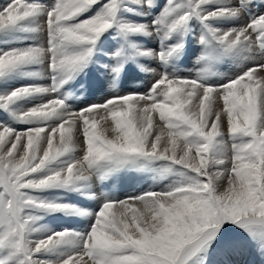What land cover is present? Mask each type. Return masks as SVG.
Listing matches in <instances>:
<instances>
[{
  "label": "snow or ice",
  "instance_id": "6c2138e0",
  "mask_svg": "<svg viewBox=\"0 0 264 264\" xmlns=\"http://www.w3.org/2000/svg\"><path fill=\"white\" fill-rule=\"evenodd\" d=\"M0 114V264H264V0H0Z\"/></svg>",
  "mask_w": 264,
  "mask_h": 264
},
{
  "label": "rangeland",
  "instance_id": "374dc122",
  "mask_svg": "<svg viewBox=\"0 0 264 264\" xmlns=\"http://www.w3.org/2000/svg\"><path fill=\"white\" fill-rule=\"evenodd\" d=\"M153 66H155V65H153ZM221 72H224L227 75H231L232 74L231 71H227V70L226 71H221ZM152 79L153 78L151 76L144 75L142 79H139V80H136V81L132 82V84L130 85V88H131V90L140 91V92L146 91L147 90V85H148L149 81H151ZM106 94H107L106 91L103 92V93H98L97 92V93H94L93 95H91L89 97V99L90 100H94L93 102H101L102 100L99 97L104 98ZM221 106H222V102H221ZM0 115H2V114H0ZM97 119H99V117H97ZM155 121H156V124L157 125L160 123L159 120H158V117L155 119ZM104 124L107 125V128H105V129H107L108 131H110V132L113 133L111 121L108 120L106 123L102 121L99 126L100 127H103ZM224 128H225L224 130L226 131V125H225ZM81 140H82V137H81ZM80 154H82V153H78V155H80ZM144 180L151 181V178L149 176L146 179L139 178V181L140 182H143ZM135 182H138V179H136ZM122 186H123V183L121 182V184H120L121 191L123 190ZM105 191H108V190H105ZM114 195H119V196H121V198H123L125 196L124 193L122 195V192L116 193ZM93 208H94V205H93ZM46 222L49 223V224H51L54 227L69 226V227H75V228H81V227L83 228L85 226V225L80 224V223H77L75 221L66 220V219H63V218L51 219V220H48ZM242 258H244V259H242L244 261H245V259H246V261L256 260L257 261V264H259V257L257 255H255L253 252H249L248 254H246L245 256H243Z\"/></svg>",
  "mask_w": 264,
  "mask_h": 264
},
{
  "label": "bare ground",
  "instance_id": "6f19581e",
  "mask_svg": "<svg viewBox=\"0 0 264 264\" xmlns=\"http://www.w3.org/2000/svg\"><path fill=\"white\" fill-rule=\"evenodd\" d=\"M154 124H156V121L154 120ZM157 125V124H156ZM159 125V124H158ZM226 125V124H225ZM103 127L104 128H107V125L106 124H104L103 125ZM225 129V128H224ZM226 132V131H225ZM106 135L109 137V138H112V136L114 135L112 132H110V131H108L107 130V132H106ZM150 183L149 184H146L145 185V187H142V188H140V189H138V190H135V191H132L133 189H134V187H132V186H128L129 188H126V187H124L125 189L124 190H122V191H119V192H122V195H123V193L125 194V195H130V194H137V193H140V192H143L144 190H146L148 187H149V185L151 184V181H149ZM113 183H114V181L113 182H111L110 183V186H112L113 185ZM224 183H226V182H224ZM122 188H123V186H122ZM121 194V193H120ZM121 197V196H120ZM94 208H95V205H94ZM74 223V222H73ZM82 228V227H81ZM241 259H244V258H242L241 257ZM246 260V259H245Z\"/></svg>",
  "mask_w": 264,
  "mask_h": 264
}]
</instances>
